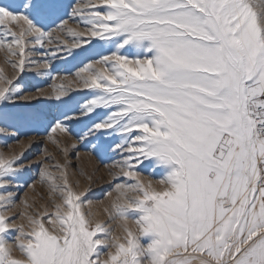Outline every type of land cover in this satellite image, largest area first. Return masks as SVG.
Masks as SVG:
<instances>
[{
  "label": "snow or ice",
  "instance_id": "snow-or-ice-1",
  "mask_svg": "<svg viewBox=\"0 0 264 264\" xmlns=\"http://www.w3.org/2000/svg\"><path fill=\"white\" fill-rule=\"evenodd\" d=\"M0 52V264H264V0H0ZM40 127L62 163L27 159Z\"/></svg>",
  "mask_w": 264,
  "mask_h": 264
},
{
  "label": "rangeland",
  "instance_id": "rangeland-1",
  "mask_svg": "<svg viewBox=\"0 0 264 264\" xmlns=\"http://www.w3.org/2000/svg\"><path fill=\"white\" fill-rule=\"evenodd\" d=\"M78 54L75 59L69 58L67 62H54L53 65V72L50 74L51 76L56 77V79H51L48 76L42 77V78H34L33 83H35L39 87H44L46 91H50L52 85L60 86L61 84L67 85L68 81L71 79L72 74L75 72V68L73 67L76 65L80 60H84L90 53H82L77 50ZM3 53L0 52V69H4L5 72L10 73L11 69L10 67L6 66L3 62ZM67 77V78H65ZM81 98V94L78 93H73V99L71 101H68V104L71 107L76 106L77 100ZM38 109L44 112H55L57 107V102L55 101H41L38 104ZM10 125L16 126L20 128L21 134L23 135L24 133L31 134V130L29 128L19 126L12 124V122H9ZM80 126H77V130H79ZM46 129L44 127H40L38 129L40 136L36 138L37 143L33 146V148L29 151L28 154H26L28 160H35L37 159L41 153L42 149L47 148V152L43 153L45 155H51L53 159L57 162H63L64 157L61 156L55 146L48 142L46 140V137L44 136V131ZM6 138L5 137H0V148L3 147V142ZM63 140L64 138L61 137ZM71 142V140H69ZM9 143L13 144V147L19 151L20 146H17L14 144L13 141L9 140ZM80 160L77 161L75 156H70L69 160L73 164H80L79 170L77 169H69V171L72 173V179L75 181L79 182L80 188L83 189L84 187L87 186L89 183L87 180V175L88 174H93L94 173V181L95 183L92 184V195H90L88 198L92 200L94 203L92 205V212L94 213L96 218L99 219H107L106 215L103 214L102 209L106 206L107 204V199H105L102 195L103 192H106L109 190V181L111 180V177L108 175V170L104 167V164L101 163L100 161L96 160L95 158H90L88 156L84 155L85 148L81 147L80 148ZM105 163H111V161H104ZM96 167H99L98 172H94V169ZM151 167V162L146 161L145 162V171L147 172V169ZM158 172L161 171L160 169L157 170ZM78 172H83L84 175H79ZM36 173L33 171H26L24 174H22L21 177V183H24L27 181L28 183H31V179L34 178ZM28 196L30 198L29 202H31V198L36 199L37 204H42L43 201L39 200V197L37 193L44 192L45 194L47 193V187L46 186H41L39 184L36 185L35 192L33 190L28 189ZM104 200V203H96L97 201ZM113 227H116L115 224H113ZM117 231L119 229L117 228Z\"/></svg>",
  "mask_w": 264,
  "mask_h": 264
}]
</instances>
